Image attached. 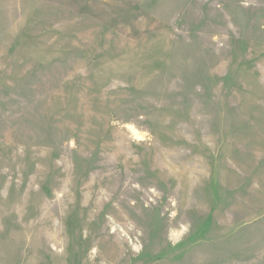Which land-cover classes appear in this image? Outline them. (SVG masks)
<instances>
[{
  "label": "rangeland",
  "instance_id": "1",
  "mask_svg": "<svg viewBox=\"0 0 264 264\" xmlns=\"http://www.w3.org/2000/svg\"><path fill=\"white\" fill-rule=\"evenodd\" d=\"M0 264H264V0H0Z\"/></svg>",
  "mask_w": 264,
  "mask_h": 264
}]
</instances>
